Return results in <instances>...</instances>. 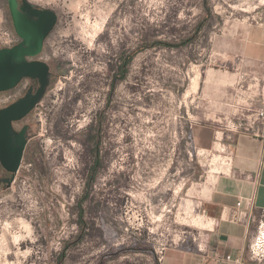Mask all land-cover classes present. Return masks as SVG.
Segmentation results:
<instances>
[{"label":"rangeland","instance_id":"1","mask_svg":"<svg viewBox=\"0 0 264 264\" xmlns=\"http://www.w3.org/2000/svg\"><path fill=\"white\" fill-rule=\"evenodd\" d=\"M34 1L59 15L47 43L56 65L16 180L0 188V264H160L164 247H196L212 224L203 202L220 153L198 154L192 128L220 130L239 106L237 49L246 27L264 21V0ZM196 34L135 55L110 119L113 161L93 184V229L62 259L80 233L72 211L88 187L95 78L142 39Z\"/></svg>","mask_w":264,"mask_h":264},{"label":"crops","instance_id":"2","mask_svg":"<svg viewBox=\"0 0 264 264\" xmlns=\"http://www.w3.org/2000/svg\"><path fill=\"white\" fill-rule=\"evenodd\" d=\"M236 57V78L250 69L264 76V23L246 27ZM217 137L214 122L197 123L192 128L196 149L213 152ZM225 140L233 149V163L231 172H215L203 202L204 214L212 221L202 239L206 252L194 246L170 248L162 264H236L226 259L228 255L241 257L246 264L249 261V243L264 215V139L235 133ZM242 211L246 213L240 216Z\"/></svg>","mask_w":264,"mask_h":264},{"label":"flooded vegetation","instance_id":"3","mask_svg":"<svg viewBox=\"0 0 264 264\" xmlns=\"http://www.w3.org/2000/svg\"><path fill=\"white\" fill-rule=\"evenodd\" d=\"M0 6L3 12V20L0 24V50L17 48L21 52L24 51L25 54L19 55L15 59L16 65L46 63L49 66L48 83L36 106L23 118L12 121V140L16 143L23 137L27 140L22 165L32 137L30 119L38 105L47 97L53 85L56 61L48 55L47 43L58 24L59 15L54 27L44 35L47 28L46 11L52 8L34 0H14V12L10 0H0ZM41 38H43L42 45H40ZM39 49L37 54L29 53ZM129 53V49L124 47L122 52L110 61L107 73H103V76H97L93 84L95 111L91 124L93 150L91 174L94 181L108 169V165L113 161L108 136L109 129L113 125V121L111 122L110 119L118 108L116 92L119 84L124 82L129 74ZM121 56L123 61L120 59ZM125 74H127L126 77ZM40 87L41 80L39 77L22 76L14 87L0 91V110L11 106L27 95H35ZM105 140H107L108 145L104 150ZM18 172L19 170L17 172L9 171L3 165L0 157V188L10 187L15 182Z\"/></svg>","mask_w":264,"mask_h":264},{"label":"built area","instance_id":"4","mask_svg":"<svg viewBox=\"0 0 264 264\" xmlns=\"http://www.w3.org/2000/svg\"><path fill=\"white\" fill-rule=\"evenodd\" d=\"M257 23L259 21H256ZM264 23V21H261ZM234 96L238 99L239 105L232 115L225 118V122L218 130L217 141L221 144V149L215 151L220 153L219 169L215 172H231L233 163V149L226 143V136L232 137L235 133H248L264 139V76L257 71L250 69L240 74L238 87ZM219 133L221 136H219ZM198 154L210 155L211 151L197 149ZM242 202H239L241 205ZM246 212H240V216ZM200 252H206V245L203 240L195 243ZM168 247L157 251L160 264L163 263L165 252ZM227 260H232L236 264H246L241 257L232 258L226 256ZM264 262V215L258 223L257 230L249 243V261L247 264H262Z\"/></svg>","mask_w":264,"mask_h":264},{"label":"water","instance_id":"5","mask_svg":"<svg viewBox=\"0 0 264 264\" xmlns=\"http://www.w3.org/2000/svg\"><path fill=\"white\" fill-rule=\"evenodd\" d=\"M10 4L14 12V0H10ZM46 12L47 28L44 35L54 27L58 20L56 11L49 9ZM42 39L40 45H42ZM39 51L40 49L29 53L37 54ZM22 54L25 52H21L17 48L0 50V91L14 87L22 76L39 77L41 80V87L35 95H27L11 106L0 110V157L3 165L12 172H17L20 169L27 144L25 137L18 140L17 143L12 140V121L23 118L36 106L44 93L49 74V66L46 63L16 65L15 59Z\"/></svg>","mask_w":264,"mask_h":264},{"label":"trees","instance_id":"6","mask_svg":"<svg viewBox=\"0 0 264 264\" xmlns=\"http://www.w3.org/2000/svg\"><path fill=\"white\" fill-rule=\"evenodd\" d=\"M204 26L203 22H200L197 27H196V31H198L199 29H201V27ZM197 38V34L190 37V38H185L182 40V42L180 43H171V42H165V41H155L152 44L147 43V39H142L140 42V45L138 46V48L135 51H132L129 53V59H128V63H129V68L130 65L132 64L135 55L139 52L144 50L145 48L148 47H152V46H158V45H166L169 47H178V46H186L188 45L190 42L194 41ZM121 61H123V57H120ZM127 76V74H125V77ZM86 145H87V155L88 158L86 160V164H85V170L88 172V187L86 188V190L84 191V193L82 194L81 197L78 198L77 200V204L75 209H73L72 213L74 215H76L77 217V224L80 226V233L77 237L74 238V240H72L71 242H67L64 250L62 251L61 255H62V259L67 257V250L75 245H77L78 243H80L83 239H85L88 235H89V231L91 229H93V222H92V214H93V208H92V203L94 201V197L92 195V190H93V184H94V180L92 178V140H91V133L88 134L87 140H86ZM40 170V169H39ZM42 170H40L41 172Z\"/></svg>","mask_w":264,"mask_h":264}]
</instances>
